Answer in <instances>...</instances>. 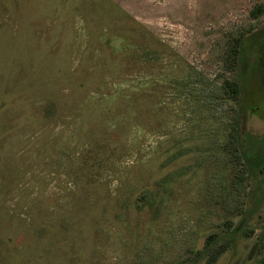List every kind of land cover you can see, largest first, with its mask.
<instances>
[{
  "label": "rangeland",
  "instance_id": "obj_1",
  "mask_svg": "<svg viewBox=\"0 0 264 264\" xmlns=\"http://www.w3.org/2000/svg\"><path fill=\"white\" fill-rule=\"evenodd\" d=\"M263 2L0 0V264H204L211 232L256 264L264 164L241 201L215 85Z\"/></svg>",
  "mask_w": 264,
  "mask_h": 264
},
{
  "label": "trees",
  "instance_id": "obj_2",
  "mask_svg": "<svg viewBox=\"0 0 264 264\" xmlns=\"http://www.w3.org/2000/svg\"><path fill=\"white\" fill-rule=\"evenodd\" d=\"M263 11L264 2L254 5L251 14L258 16ZM248 30L234 35L227 50V66L232 74L223 75L215 85L221 100L230 102L232 110L226 142L231 155L242 165L240 174L233 180L238 193L242 191L241 201L248 192L251 173L261 170L264 164V134L252 132L246 126L249 112L264 120V23H252ZM232 239L230 233H209L202 247L206 253L204 264H214ZM256 264H264V254Z\"/></svg>",
  "mask_w": 264,
  "mask_h": 264
}]
</instances>
